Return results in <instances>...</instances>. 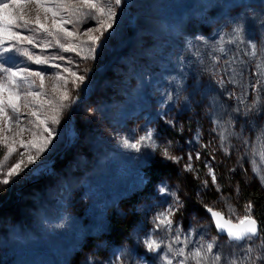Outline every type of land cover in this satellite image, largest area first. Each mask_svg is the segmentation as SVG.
<instances>
[{
  "label": "rangeland",
  "instance_id": "rangeland-1",
  "mask_svg": "<svg viewBox=\"0 0 264 264\" xmlns=\"http://www.w3.org/2000/svg\"><path fill=\"white\" fill-rule=\"evenodd\" d=\"M23 7L26 18L34 19L35 6ZM9 11L19 12L14 7ZM115 11L113 29L95 58L84 59L87 45L80 55L64 51L53 36L33 26L24 35L35 43H20L7 60L45 74L42 90L38 77H29L20 88L21 93L42 91L45 100L53 99L54 87L64 90L53 64L70 67L86 79L73 87L72 78L63 73L74 102L63 110L60 123L51 125L52 143L13 182L0 184V203L5 198L0 207V264H167L166 256L179 264L183 257L175 249L183 247L187 254L207 243L230 261L249 246L218 236L205 211L221 208L217 211L233 222L248 214L244 206L234 208L226 195L227 190L235 192L229 179L234 170L241 168L243 177L264 190V0H122ZM61 15L69 18L68 12ZM70 18L74 23L67 25L69 30L95 26L87 18ZM61 42L67 43L63 37ZM25 50L48 64L29 61ZM60 55L67 60L52 59ZM240 69H245L243 75ZM24 102L22 96L23 114L39 109L31 97L29 108ZM39 110L42 118L52 114L47 104ZM28 119L21 116L23 125L31 127ZM0 126L2 179L19 161V153L28 154L19 140L32 136L26 130L16 137L14 122ZM148 131L156 149L147 141L139 151L124 147V139L135 142ZM9 146L16 151L9 153ZM164 149L179 159H161ZM30 151L35 155V149ZM153 160L167 166L156 181L148 176ZM189 163L191 170L186 169ZM197 164L210 182L205 190L187 184L197 174ZM218 170L228 174V181ZM177 200L181 207L169 217L171 227H158L156 217L174 208ZM65 217L68 227L56 228ZM148 239L161 243V250L148 251ZM249 239L252 259L245 258L246 264H257L255 257L264 255V245Z\"/></svg>",
  "mask_w": 264,
  "mask_h": 264
},
{
  "label": "snow or ice",
  "instance_id": "snow-or-ice-1",
  "mask_svg": "<svg viewBox=\"0 0 264 264\" xmlns=\"http://www.w3.org/2000/svg\"><path fill=\"white\" fill-rule=\"evenodd\" d=\"M122 0H111L109 3L101 4L98 0H9L8 3L0 2V125L8 126L11 123H15L18 131H15V136L20 137L26 130L31 132L32 138L25 141L19 140V146L22 149L29 150L25 156L23 152L19 153L20 159L8 168L7 172L3 174V178L0 179V184L8 185L13 182V178L18 176L24 169H27L29 165L35 164L40 155L48 148L54 138L55 129L51 125L60 123V116L63 110L73 103L72 96L69 92V80L63 75L67 73L71 79V86L79 87L83 84L86 77L83 74H79L77 71L70 67L64 66L61 63H55L52 67L58 71L55 79L57 81H64V90L60 91L54 87L52 89L53 99H42V91H26L21 93V85L29 80V77L39 78V88H44L45 74L39 70H33L26 66L9 65L7 60L11 58V54L17 51V46L20 43L26 41L29 45H33L35 42L27 35H24V31L31 30L33 26L37 30H42L48 36H53L56 39V43L60 48L69 53H76L80 55L84 51L82 45H87V56L95 58V54L98 48L102 46L104 39L110 34V30L113 29V25L117 16L115 7L121 5ZM34 5L35 18H26L25 9L23 5ZM16 8L19 12L13 15L12 8ZM61 12H68L69 18L66 19L61 15ZM42 13V16H41ZM76 16L77 20H83L87 18V21L94 23L95 26H89L86 30L81 29L79 32L75 30H69L67 25L73 24L74 21L70 18ZM50 21V24L48 23ZM61 37L67 43L61 42ZM85 37L86 39H81ZM74 41H79L74 43ZM48 47V45H45ZM255 49V45L252 46ZM224 51L223 48L220 49ZM29 61L35 62L37 65H47L48 61L43 60L40 56H32L27 50L23 53ZM252 55L255 56L256 52L253 51ZM53 60L65 61L67 58L63 55L55 56ZM68 63H74L68 61ZM228 69L226 68L225 71ZM245 69H240V74L243 75ZM235 75V70H234ZM35 84V80L31 81ZM259 83V81H257ZM255 88V84L253 85ZM58 93V95H57ZM24 99V108H29L28 98L31 97L33 104H38L39 109H42L45 104L51 108V115L42 113L37 108H30L26 114L21 113L20 102ZM171 98V97H169ZM26 119L29 117L34 119H28L27 127L23 125L21 116ZM49 121L51 122L49 124ZM9 131L12 129L9 127ZM4 131V127L0 126V132ZM5 144L8 143V138L4 137ZM153 141V133L151 131L146 132L145 135L140 136L135 142H129L128 139L123 140L125 148H131L139 151L144 142ZM153 149L157 148L155 142L151 143ZM31 149H35V155L31 154ZM9 153L15 152L16 148L9 146ZM161 159L176 161L179 157L172 155L167 149L160 152ZM201 158L200 153L195 154V159ZM187 159L191 161L193 154L189 153ZM192 165L189 163L186 165V169L191 170ZM210 173L212 172L209 167ZM215 174H212L213 183L216 182ZM162 193H167L168 189L162 187L160 189ZM175 195V193H173ZM180 202L177 200L174 208L170 207L165 212L159 214L156 217L159 226L171 227L173 221L169 217L173 216L180 210ZM252 205H248L246 211H251ZM210 213V217L215 222V227L219 232H226L227 239L235 241L237 243H248V248L244 254L240 257H232L230 261H226L221 252L214 250L213 243L201 244L194 251L189 250L186 254L183 247L175 249V255L183 257L179 261V264H188L189 260H194L196 264H209V254L211 256V264H241L245 258L252 259L249 256L251 252V240L249 238H255L264 245V240L261 237L264 236V221L259 222L251 214L243 215L238 223L233 224L228 220L225 224L220 222L221 213L213 210L211 207L206 209ZM176 242H180L179 236L176 237ZM191 243V242H189ZM145 246L150 252H158L161 250V243L156 240H145ZM169 252L173 251L172 245H168ZM120 261V258H117ZM167 264H173L172 259L165 257ZM255 261H264V255L255 257ZM122 264V261H120Z\"/></svg>",
  "mask_w": 264,
  "mask_h": 264
},
{
  "label": "trees",
  "instance_id": "trees-1",
  "mask_svg": "<svg viewBox=\"0 0 264 264\" xmlns=\"http://www.w3.org/2000/svg\"><path fill=\"white\" fill-rule=\"evenodd\" d=\"M167 166L165 164H162L160 161L153 160L148 165V176L150 180L156 181L159 179L161 175L167 171ZM197 174L195 176H192L193 178L190 180V183L187 182L189 187L191 189H197V190H205L207 186L209 187L210 182L207 180L206 174L204 173V170H202V166L200 164L196 165ZM219 174L224 177L225 181L228 179V174H223L218 170ZM243 170L240 168L238 170H234V176L233 174H229L230 183L235 187V192H229L227 190V187L223 186L224 191L227 190L226 195L230 198V202L233 205L234 208H238L240 206H244L245 213L251 214L256 218L259 222L264 221V190L259 185V183L253 182L248 178L243 177ZM226 175V176H225ZM228 181V180H227ZM224 185V181H223ZM188 187V188H189ZM229 192V193H228ZM190 199L194 196L193 193H189ZM207 196H204L205 203H208L209 200L206 198ZM189 199V198H188ZM0 203V207H4L5 205V198H2ZM187 205L188 202L186 199ZM252 205L251 211H246L247 206ZM217 210L222 212L221 208H217ZM261 240H264V236L261 237Z\"/></svg>",
  "mask_w": 264,
  "mask_h": 264
},
{
  "label": "water",
  "instance_id": "water-1",
  "mask_svg": "<svg viewBox=\"0 0 264 264\" xmlns=\"http://www.w3.org/2000/svg\"><path fill=\"white\" fill-rule=\"evenodd\" d=\"M213 210H215V209H213ZM215 211H217V210H215ZM205 213H206V215L208 216V218L210 219V221H211V223H212V226H213V229H214V231H215V233L218 235V236H222V237H225L226 239H227V237H226V232H219L217 229H216V227H215V222L212 220V218L210 217V213L206 210L205 211ZM221 213V212H220ZM228 220H230V219H228V218H226L225 216H224V214H222L221 213V220H220V222L222 223V224H225L226 223V221H228ZM231 221V220H230ZM232 223L233 224H236V223H238V221L237 222H233L232 221ZM228 241H230V242H235V241H232V240H230V239H227ZM235 243H237V242H235Z\"/></svg>",
  "mask_w": 264,
  "mask_h": 264
},
{
  "label": "clouds",
  "instance_id": "clouds-1",
  "mask_svg": "<svg viewBox=\"0 0 264 264\" xmlns=\"http://www.w3.org/2000/svg\"><path fill=\"white\" fill-rule=\"evenodd\" d=\"M67 217H65L63 220H61L60 222L56 223L55 224V227L58 228V229H65L66 227H68V224H67Z\"/></svg>",
  "mask_w": 264,
  "mask_h": 264
}]
</instances>
